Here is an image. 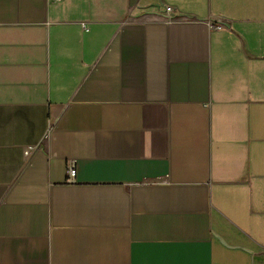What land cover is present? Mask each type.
<instances>
[{
    "label": "crops",
    "instance_id": "1",
    "mask_svg": "<svg viewBox=\"0 0 264 264\" xmlns=\"http://www.w3.org/2000/svg\"><path fill=\"white\" fill-rule=\"evenodd\" d=\"M0 264H264V0H0Z\"/></svg>",
    "mask_w": 264,
    "mask_h": 264
},
{
    "label": "built area",
    "instance_id": "2",
    "mask_svg": "<svg viewBox=\"0 0 264 264\" xmlns=\"http://www.w3.org/2000/svg\"><path fill=\"white\" fill-rule=\"evenodd\" d=\"M83 28L86 30L87 27L85 24H83ZM67 174H68V181L69 182H74L75 177H76V164L75 162H70L68 167H67Z\"/></svg>",
    "mask_w": 264,
    "mask_h": 264
}]
</instances>
